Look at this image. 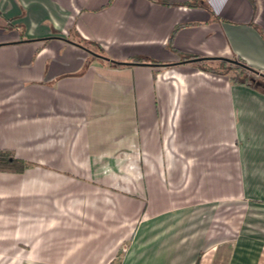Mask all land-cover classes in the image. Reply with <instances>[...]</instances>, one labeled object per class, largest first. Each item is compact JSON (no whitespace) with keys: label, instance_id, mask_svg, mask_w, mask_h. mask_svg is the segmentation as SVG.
Wrapping results in <instances>:
<instances>
[{"label":"crops","instance_id":"crops-1","mask_svg":"<svg viewBox=\"0 0 264 264\" xmlns=\"http://www.w3.org/2000/svg\"><path fill=\"white\" fill-rule=\"evenodd\" d=\"M264 0H0V264H264Z\"/></svg>","mask_w":264,"mask_h":264},{"label":"trees","instance_id":"trees-1","mask_svg":"<svg viewBox=\"0 0 264 264\" xmlns=\"http://www.w3.org/2000/svg\"><path fill=\"white\" fill-rule=\"evenodd\" d=\"M187 60L195 62L201 70L215 74L228 76L230 82L234 84H245L264 93V73L260 72L238 58L235 61L219 59L217 63L211 62L207 58L196 56L186 57ZM201 58L199 60H195ZM30 166V163L14 158L9 152H0V170L21 172Z\"/></svg>","mask_w":264,"mask_h":264},{"label":"water","instance_id":"water-1","mask_svg":"<svg viewBox=\"0 0 264 264\" xmlns=\"http://www.w3.org/2000/svg\"><path fill=\"white\" fill-rule=\"evenodd\" d=\"M199 59H201V58H197V59H195V60H199ZM222 59L227 60V61H229V62H230V61H235L234 59H232V58H230V57H229V58H222Z\"/></svg>","mask_w":264,"mask_h":264}]
</instances>
